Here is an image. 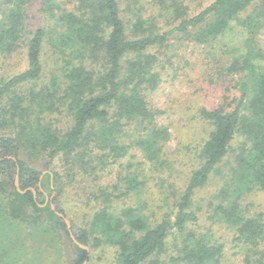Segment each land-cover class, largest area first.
Listing matches in <instances>:
<instances>
[{"label":"trees","instance_id":"obj_1","mask_svg":"<svg viewBox=\"0 0 264 264\" xmlns=\"http://www.w3.org/2000/svg\"><path fill=\"white\" fill-rule=\"evenodd\" d=\"M32 1L5 0L6 10L0 16V54L19 48L26 7ZM39 1L55 25L48 31L40 27L29 32L27 68L0 82V129L9 130L0 132V194L7 198L4 216L19 230L22 246L38 242L47 223L69 236L63 220L67 213L58 200L63 188L60 174L51 171L42 175L23 159V149L37 148L50 161L62 157L71 167L94 171L93 162L121 156L126 147L120 136L132 131L133 143L148 160L158 161L161 141L169 132L156 122L159 110L145 99L144 90L155 88L160 81L154 70L156 57L147 51L163 45L169 35L188 30H192L195 43L208 49L235 24L243 48L233 57L228 74L242 73L246 78L237 84L239 97L233 99L234 107L201 110V117L212 129L196 152V167L172 203V216L151 225L136 208L122 209L116 215L109 204H103L88 228L71 222L75 238L88 249L69 237L73 254L67 264H90L89 248L102 245L117 248L116 264H144L150 258L153 260L147 264H219L222 245L189 229L198 219L192 208L193 196L213 173L222 180L215 195L222 198L212 203L216 218L232 228L239 242L264 247V214H252L240 202L244 194L264 189V47L260 44L264 0H213L195 14H189L184 0H152L160 15L169 14L178 21L164 32L156 30L157 19L146 15L144 5L76 0L74 10L68 11L58 0ZM46 43L56 58L54 70L42 86ZM27 84L29 88L17 92ZM61 108L71 116L70 126L62 132L43 121L44 114ZM235 143L237 151L232 147ZM225 162L228 167L223 170ZM126 180L131 185L143 183L134 174ZM100 194L109 201L112 193L101 190ZM23 228L31 231L25 233ZM171 235L181 239L177 254L162 261ZM245 263L262 261L245 258Z\"/></svg>","mask_w":264,"mask_h":264},{"label":"rangeland","instance_id":"obj_2","mask_svg":"<svg viewBox=\"0 0 264 264\" xmlns=\"http://www.w3.org/2000/svg\"><path fill=\"white\" fill-rule=\"evenodd\" d=\"M119 1L121 6L128 3H132L130 6L144 5L146 15L156 17V30L159 32L170 30L178 22L169 14L160 15V10L157 7L155 9L152 0ZM212 1L184 0V3L189 14H195ZM58 3L68 11L74 10L76 6V0H58ZM5 10V0H0V16ZM52 25H55L53 19L45 16L39 0H33L27 5L25 30L19 48L7 55L0 54V82L27 68L25 43L29 32L40 27L48 31ZM237 29L239 27L234 24L223 37L213 41L212 47L208 49L195 43L192 40V30H188L169 35L163 45L147 51L156 57L154 70L159 74L160 81L155 88L144 90L145 99L151 108L159 110L156 122L166 126L169 132L167 139L161 141L158 161L146 158L141 148L133 143L132 131L120 136L121 144L126 147L123 155L109 161L93 162L96 168L94 171L88 168L83 172L76 166L71 167L62 157L50 161L37 148L23 149V159L42 175L51 171L60 174L63 188L58 200L65 209V218L70 224L73 222L77 226L88 228L94 212L103 204H109L110 211L116 215L122 209L136 208L151 225L170 215L173 211L172 203L182 192L188 175L197 165L196 152L212 129L211 124L201 117V110H212L222 105L226 110L234 107L233 99L239 97L237 84L246 78L242 73L228 74V67L234 56L243 48L242 35L236 32ZM260 44L264 47V29ZM43 58L47 65L43 80L39 82L42 86L48 82L56 58L51 45L47 43ZM29 87L30 84L22 86L17 92ZM43 121L62 132L70 126L71 116L66 109L61 108L44 114ZM8 131L7 128L0 129L1 133ZM232 147L237 151L236 143ZM229 157L231 160V155ZM225 165L226 162L222 166L223 170L228 167ZM129 174L136 175L138 181L143 183L131 185L126 180ZM221 182V175L213 173L207 184L196 191L192 208L196 210L198 219L189 229L207 235L212 243L222 245L219 264H246L245 258H261L264 264L262 245H244L235 238L232 228L216 218L212 203L215 205L222 198L215 196ZM101 190L112 193L109 201L103 200ZM6 201V196L0 194V264H67L73 254L69 236L56 225L47 223L38 242L22 246L19 230L10 226L9 219L4 216ZM240 202L252 214H264V189L244 194ZM23 229L25 233L31 231ZM15 232H19L16 237ZM35 233L39 238V233ZM180 240L179 236L178 239L169 236L168 253L161 256L162 261H168L170 256L177 254L176 246ZM89 256L90 264H116L117 248L110 245L89 248ZM151 260L153 258L144 264Z\"/></svg>","mask_w":264,"mask_h":264},{"label":"water","instance_id":"obj_3","mask_svg":"<svg viewBox=\"0 0 264 264\" xmlns=\"http://www.w3.org/2000/svg\"><path fill=\"white\" fill-rule=\"evenodd\" d=\"M15 185L18 186V176H16L15 178ZM60 216H63L61 213H59ZM64 222L66 224V228L68 230V233H69V237L70 239L76 244L78 245L80 248H83V249H88L87 246L83 245L82 243H80L74 236V234L72 233L71 231V224H70V221L68 219H66L64 217ZM86 262H84L83 264H85Z\"/></svg>","mask_w":264,"mask_h":264}]
</instances>
